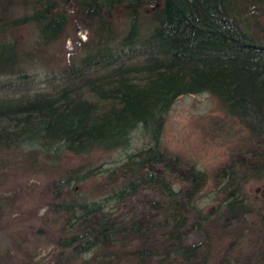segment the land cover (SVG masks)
Returning <instances> with one entry per match:
<instances>
[{"label": "trees", "instance_id": "obj_1", "mask_svg": "<svg viewBox=\"0 0 264 264\" xmlns=\"http://www.w3.org/2000/svg\"><path fill=\"white\" fill-rule=\"evenodd\" d=\"M72 20L89 31L82 50L48 57L46 47ZM27 23L36 28L31 46L18 35ZM3 33L0 167L33 172L56 159L58 165L63 150L127 151L134 131L146 138L112 167L100 163L58 174L52 205L67 212L65 222L75 218L83 227L57 243L83 264L90 258L98 264H146L151 257L189 262L202 243L184 241L188 214H195L192 226L199 228L224 214L230 223L247 221L257 243L249 264H264L263 205L251 209L243 188L264 179V0H0ZM40 59L41 65L55 62L43 78L27 71ZM98 69L105 73L87 74ZM80 76L81 85L75 81ZM197 92L216 96L247 131L239 156L212 175L161 143L175 99ZM98 175L109 179L102 194H76L71 183ZM144 183L166 197L151 202L163 217L116 221L106 208ZM206 193L217 203L203 199ZM155 226L164 229V249L145 245L144 232Z\"/></svg>", "mask_w": 264, "mask_h": 264}, {"label": "rangeland", "instance_id": "obj_2", "mask_svg": "<svg viewBox=\"0 0 264 264\" xmlns=\"http://www.w3.org/2000/svg\"><path fill=\"white\" fill-rule=\"evenodd\" d=\"M147 5L153 7L155 2L150 1ZM35 32V25L27 23L21 27L18 35L21 34V39L31 46L33 43L29 41L34 39ZM7 37L3 33L0 38L3 42ZM88 38L89 31L78 27L72 20L66 31L46 47L48 57L76 55ZM0 48L4 50L5 44L2 43ZM40 60L27 71L43 78L46 73L52 72L55 62L41 65ZM102 73L105 70L98 69L90 70L87 74L95 77ZM83 77L77 78L76 83L81 85ZM246 134L238 120L224 112L216 96L209 92L185 93L175 99L167 113L161 143L169 152L178 154L184 163H196L212 175L221 166L230 163L235 154L239 156ZM145 140L136 130L127 151L92 149L88 153L76 154L63 150L59 154L58 165L56 159L53 164H47L49 169L37 167L33 172H26L18 165L9 172L0 167V264H83V257H78L70 248L56 242L60 235L80 231L83 221L70 217L65 222L67 212L53 207L55 187L52 182L58 181V174L68 169L83 171L100 163L104 167H112L116 160L123 159L127 152L142 146ZM3 157L0 152V160ZM108 182L109 179L105 181L98 175L71 184L77 190V195L91 198L102 194ZM243 188L250 208L262 204L264 213V201H260L264 197V179H251L244 183ZM155 199L166 200V197L154 184L144 183L123 201L114 202L106 210L112 209L111 215L116 221L160 219L165 213L152 207L151 202ZM203 199L211 200L213 204L218 201L210 193H206ZM194 221L195 214H188L184 241L200 242L202 245L192 261L174 264H249L257 243L252 241V230L247 228V221L234 219L230 223L224 214L216 216L207 228L192 226ZM163 231L160 226H155L144 232L145 245L164 249L166 242ZM138 234L135 232L133 236ZM204 258L207 259L206 263ZM158 260L151 257L146 264H163ZM89 264L98 263L90 258ZM121 264L128 263L122 261Z\"/></svg>", "mask_w": 264, "mask_h": 264}]
</instances>
